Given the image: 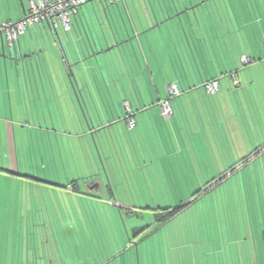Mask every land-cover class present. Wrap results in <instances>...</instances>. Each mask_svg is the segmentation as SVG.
<instances>
[{"label":"crops","instance_id":"obj_1","mask_svg":"<svg viewBox=\"0 0 264 264\" xmlns=\"http://www.w3.org/2000/svg\"><path fill=\"white\" fill-rule=\"evenodd\" d=\"M254 1L250 19L245 12L230 15L232 9H244L236 0H160L159 3L125 0L128 19L123 21L121 29L115 24L118 35L113 33L104 46L99 45L100 49L97 48L100 37L95 39L78 31L81 19L77 15L71 18L69 33H60L64 28L53 30L48 22H40L20 35L13 47L8 46L5 35L0 33V167L9 171L0 170V192L6 185L22 187L24 191L28 185L70 190L72 195L91 194L90 190L97 188V184L87 182L89 188L81 191L77 181H63L52 169L49 175H39L27 154L36 136L45 142L46 135L68 132V113L63 112V105L73 106L72 120L76 126L79 123L82 134L86 133L82 115L86 106L85 89L97 90L94 97L97 93L109 96L115 104L114 111H117L114 99L117 92L111 90H121L125 105H129L135 116L136 126L132 129L125 125V146H117V152H123L122 149L130 152L136 147L144 168L151 165L140 180L167 179V183H175L191 178L201 183V178L206 176L212 186L224 177L219 184L234 179L235 188L213 198H208L209 191L206 192L203 204H196L197 212L190 211V224L175 227L170 240L154 242L156 247L143 258L144 238H138L139 227L125 224L124 229L119 224L117 231L130 241L117 246L110 257L99 256L92 261L107 264L131 251L134 256L121 260L120 264H161L164 256H168L166 264H264V0ZM28 9L29 0H13V7L0 10V22L18 21ZM81 11H85L83 6ZM237 41L243 46L239 47ZM108 45L121 58L123 64L113 72L122 79L107 78L101 68L103 60L99 55L103 56L102 48ZM244 55L253 59L250 66L242 63ZM149 56L162 58L161 63L151 64ZM163 58H171L173 65L166 66ZM84 71L95 75L84 80ZM109 71L112 68L106 73ZM126 72L135 77L127 80ZM164 73L173 74L172 85L178 88L173 94L171 115L175 120L171 121H166L157 111L151 115L140 113L148 108L145 99L150 89L156 90V100L160 103L171 99L155 77ZM232 73L238 79L236 87ZM212 79L219 80L218 92L209 93L203 87ZM153 100L152 104L154 97ZM54 118L59 125L47 124ZM112 124L113 121L97 126V130L94 128L97 147L94 155L100 157L102 149L113 151L114 147H108L100 132ZM169 127L173 129L169 131ZM112 134L116 138L115 132ZM97 163L101 165L100 160ZM200 170L207 171L199 173ZM182 174L187 179H182L185 178ZM21 195L26 199L36 196L31 191ZM8 198L11 194H0V201ZM48 198L50 205L52 196ZM41 209L48 213L45 217L53 213L50 208ZM31 211L29 208L26 212ZM26 212L0 209V264H53L54 256L65 257L61 253L62 244L67 255L77 251L78 244L63 237L56 249L38 252L37 223L16 218ZM216 217L219 226L211 225ZM40 226L39 231L44 232L39 237L40 243H50L53 227ZM215 231H219V237L214 235ZM90 245L99 249L100 243L96 245L93 241ZM229 247L233 252L231 258L227 256ZM66 260L70 261L67 256Z\"/></svg>","mask_w":264,"mask_h":264},{"label":"rangeland","instance_id":"obj_2","mask_svg":"<svg viewBox=\"0 0 264 264\" xmlns=\"http://www.w3.org/2000/svg\"><path fill=\"white\" fill-rule=\"evenodd\" d=\"M155 1L157 3L160 2V0ZM161 1L167 2L169 0ZM236 2L240 3L244 9H232L230 11V15L238 16L242 12H245L247 14V18L251 19V17H253L251 16L253 9H250L252 8L251 2H253L254 5L255 1L236 0ZM10 6L13 7V0H0V10H3L4 7L8 9ZM83 7L85 11H81V13L77 15L79 20L81 19L80 26L78 27L77 25V29L79 32L81 31L85 34L88 33L95 39L96 37H100L101 43H98V49H100V44L101 46H104V41L106 39L109 41L112 38L113 33L118 35L115 24L117 28L121 29V27H123V21L128 19L125 0H92L84 4ZM74 16L75 15H72V18H74ZM59 31L63 34L67 32L63 29ZM69 32L70 31L67 33ZM237 43L239 44V47L243 46L242 42L237 41ZM109 48L111 49L109 45L102 48L105 52L103 53V56L101 54L99 55L100 59L103 60V63L101 62V68L105 71L104 74L107 78L109 76L115 78L116 80L119 78L122 79L119 73L113 72H117L120 67L119 65L123 64L120 60L121 58H119L117 50L112 52ZM161 59L162 58L149 56L151 64H155L154 62L156 61V63L160 64ZM163 59L166 60V66L173 65L171 58ZM245 66L247 67L250 65ZM108 68H112V72L109 71V73H106ZM93 75L95 74L84 71L82 77H84V80H88V78L90 77L91 79ZM79 76L81 78V74ZM124 76L127 77V80L129 77H135L129 76L127 72ZM155 77H157L159 83L164 85L166 95L171 97V105L174 106V98L171 90L169 89V86L173 84V74L170 76L167 73L155 74ZM150 78H152L151 75ZM234 86L236 87V85ZM96 91L91 89L84 90L86 106L84 105L85 112L82 113V115L84 118L83 123H85L84 130L86 133L82 134L83 132L81 133L80 125H78L79 123L76 126L75 121L72 120L73 106L70 105L68 107L63 105V112L68 113V120L66 122L68 132H60L59 134L54 133L50 136L46 135L45 142L41 137L36 136L33 141L34 146L31 152L27 155L30 158L31 164L36 166V173L39 175H49L52 169L53 173L60 174L58 177L63 181H68L69 179L72 181L75 180V182L77 181L76 183H79L81 191L89 188L87 182L92 183L93 185L97 184L98 187L94 190H90L92 191L91 194L85 195H83V192L72 195L70 190L68 192L64 189L55 191L53 187L50 189L49 187H30L28 185H26L25 191L22 190V187L21 189H16L13 185H6V188L0 192V194H11V198H8V200L0 201V209H20L21 212H26L29 208L33 209L30 213L26 212L25 215L22 214L20 217L16 218L23 222L30 221L31 223H37L38 252L45 249L47 251L51 248L56 249L57 244H62L63 237H67L68 241L78 244L77 251L69 253L68 255L66 254V250L62 244L61 253H63L65 257L61 259L54 256L53 264H95L92 261L95 257L101 256V259L104 257H110L117 246L123 245L125 241L127 242V240L130 241V238L127 237L125 240L124 237L119 234V231H117L119 224L122 226H120V228L124 227V229L126 228V225L128 227L136 225L139 227V230H144L138 235V238H144L141 242V258L147 256V254L153 250V247H156L153 245L154 242L159 243L164 240H170L173 234H175V227L188 226L192 220V213H190V211L193 210L197 212L198 209H196V204H198V202L203 204L202 202L205 201V198L202 195L196 202L188 207L190 209L187 208L186 212H182L178 215V217L164 225H159L156 221L153 210L157 208H164L166 206L175 207L181 203L187 202L192 199L195 191L198 189L206 190L210 184L208 182L209 179L206 176L203 179L201 178V183H195L193 179H187L184 174H182V177L185 178L182 179H187L189 182L184 180L182 182L167 183V179L160 180L159 182L152 179L147 180V182L140 180L142 175L151 168V165H146L144 168V161L140 159L138 152H136V147H133L130 152H124L123 149V152H117V146L122 148L125 146V133L123 131L125 125H128L129 115L132 114L125 105L123 96H121L124 92L121 90H111V92H117V96L114 97L117 111H114L115 104L113 103V100H111L109 96H100L98 93L97 96L94 97V92ZM101 92L104 91L102 90ZM155 92V89L147 91L148 96L147 99H145V102L148 104V108L140 111V113L144 115H151L153 112L157 111L160 116L162 115L166 118V121L175 120L174 116L164 115L161 103L156 100L157 98ZM153 93L155 96L151 95ZM153 97L155 98L154 104H152L154 101ZM120 104H122L123 107H121ZM53 107L56 111V107ZM125 112L126 118H123L125 117ZM133 117L135 118V116ZM111 121H113L114 124L110 127L100 129V132H102V137L106 139L105 142L108 147H114L113 151L109 153L102 149L100 157L96 154L94 155V152H97V147L93 138L94 128L97 130V126L103 123H111ZM47 124L52 126L54 124L55 126L59 125L60 122H56L54 118V121H49ZM135 126L130 127L128 125V128L133 129ZM168 129L170 131L173 128L169 127ZM112 132H115L116 138L113 137ZM169 134L166 136L167 144H169L170 141ZM127 144L131 143L127 141ZM135 145L136 144L128 146ZM97 160H100V166L98 165ZM58 166L59 169L56 170L55 167ZM201 171L206 173L207 170H200L199 173ZM9 174L10 176L12 175L11 173ZM134 176H137L138 179H132ZM136 181H139L140 183L137 184ZM76 187H78V184H76ZM234 188L235 180L232 179L231 181H228V183L219 184L215 189L209 191L206 195H208V198H213L214 195L219 196V194L221 195L224 191H229L231 193ZM29 191L34 192L36 196L30 195V198L26 199L23 195H21V193ZM16 195H19L20 197H17ZM49 195L52 196L50 205L48 198ZM18 198H20V200H18ZM202 199L204 200L200 201ZM135 205L138 208L135 207ZM215 207H217V203H215ZM41 208H50L53 210L54 214L52 213V215L50 214L45 217L43 215H47L48 213L46 210L42 212ZM37 209L39 211H37ZM113 211H116L117 214H114ZM39 212L41 214H39ZM32 214L35 216H32ZM212 221L211 225L215 224L216 226H219L217 217L215 219L213 218ZM44 224L49 227H53L51 242L46 244L42 242L40 243L39 240V237H43L44 234L42 230L39 231V227H42L40 225ZM214 235L219 237V231H215ZM131 236L133 237L134 234L131 233ZM145 236L147 238H145ZM248 236L249 234H245V237ZM93 241L96 245L98 242L100 243L99 249L90 245ZM183 251L187 250H182V252ZM135 252L136 249H134V253ZM41 253H43V251ZM232 255L233 252L229 247L227 256H230L229 258H231ZM66 256L70 259V261L67 262ZM132 256L134 255L131 251H126L124 254L116 257L115 260H111L107 264H115V262L120 264L122 262L121 260L125 261L127 258ZM167 257L168 256L163 257L161 264H166ZM214 257L216 256L214 255ZM42 262H45V259H43ZM233 264L236 263L234 262Z\"/></svg>","mask_w":264,"mask_h":264},{"label":"built area","instance_id":"obj_3","mask_svg":"<svg viewBox=\"0 0 264 264\" xmlns=\"http://www.w3.org/2000/svg\"><path fill=\"white\" fill-rule=\"evenodd\" d=\"M92 0H29V9L25 12L22 19L18 21L5 20L0 22V33H3L7 39L9 47H13L29 27L40 22H48L53 30L64 28L65 31L71 28L72 15H78L81 7ZM242 63L251 64L253 59L247 55L242 56ZM234 84L238 85V79L235 73L231 74ZM207 92L214 93L219 90L220 83L218 79H212L204 83ZM169 89L172 95L178 92L176 86L171 85ZM164 115L171 116L173 109L170 100L161 102ZM128 110L130 107L126 104ZM136 124L132 114L128 117V125L134 127Z\"/></svg>","mask_w":264,"mask_h":264},{"label":"trees","instance_id":"obj_4","mask_svg":"<svg viewBox=\"0 0 264 264\" xmlns=\"http://www.w3.org/2000/svg\"><path fill=\"white\" fill-rule=\"evenodd\" d=\"M0 170L9 172L8 170H6L2 167H0ZM223 179H224V177L219 178V180L216 181V184H213L212 186L209 185L206 188V190L198 189L197 191H195V193H193L192 199H190L187 202L181 203L178 206L154 209L153 211H154V215H155L154 217H155L156 221L159 223V225H164L167 222L173 220L178 215H180L183 211H185L188 207H190L194 202H196L199 197L204 195L206 192L210 191L215 185L219 184ZM143 231L144 230H142V231L140 230L139 232H137V234L139 235Z\"/></svg>","mask_w":264,"mask_h":264},{"label":"snow or ice","instance_id":"obj_5","mask_svg":"<svg viewBox=\"0 0 264 264\" xmlns=\"http://www.w3.org/2000/svg\"><path fill=\"white\" fill-rule=\"evenodd\" d=\"M262 39H264V38H262ZM12 166H15V164H13ZM145 238H147V237L145 236Z\"/></svg>","mask_w":264,"mask_h":264}]
</instances>
